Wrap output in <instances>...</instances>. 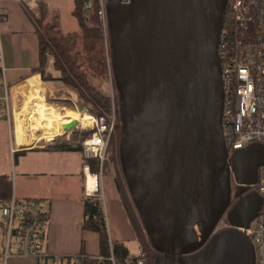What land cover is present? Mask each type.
Instances as JSON below:
<instances>
[{"label":"water","instance_id":"obj_1","mask_svg":"<svg viewBox=\"0 0 264 264\" xmlns=\"http://www.w3.org/2000/svg\"><path fill=\"white\" fill-rule=\"evenodd\" d=\"M224 4L113 0L108 6L111 69L124 129L119 165L158 253L156 264H253L242 230L217 232L198 249L201 242L190 231L200 222L208 235L230 202L232 177L237 200L227 220L246 228L260 205L258 194L244 192L264 164V145L249 143L226 158L221 140L215 46Z\"/></svg>","mask_w":264,"mask_h":264},{"label":"built area","instance_id":"obj_2","mask_svg":"<svg viewBox=\"0 0 264 264\" xmlns=\"http://www.w3.org/2000/svg\"><path fill=\"white\" fill-rule=\"evenodd\" d=\"M31 18L35 29V17L39 15L40 0H16ZM113 0H82L81 17L89 22L94 14L101 30L104 45L110 48L108 6ZM129 0H120L126 3ZM225 11L219 28L215 52L221 81V107L219 124L221 140L226 158L234 149L249 143L264 145V0H225ZM3 12L0 9V20ZM111 57V56H110ZM109 58V57H108ZM111 62V58H109ZM3 77V67L0 65ZM50 94V92H49ZM111 98V97H110ZM112 102V98H111ZM13 104L9 106L7 90L0 95V118L13 119ZM91 133L78 140L84 158V193L86 196L103 197L99 178L104 161L109 153L110 140L114 132L115 114L113 103L110 112L89 114ZM66 140L70 141V130ZM121 141L118 143L120 146ZM119 152V148H118ZM119 157V156H118ZM89 159H94L98 170L91 171ZM232 177V171L230 170ZM92 186L88 188V177ZM230 202L223 213L212 222L207 236L198 238L204 245L217 232L229 229L242 230L248 237L253 250V264H264V164L257 167V179L247 185L246 193L260 196V208L246 228L236 226L227 220L228 208L237 200L235 187ZM46 217L39 202L33 198H21L10 191L8 198H0V264H13L16 258H32L35 264H116L113 255L101 254H51L44 248ZM142 224V223H141ZM190 231L192 232L191 228ZM145 242L152 245L142 225ZM137 241V240H136ZM153 247V246H152ZM154 248V247H153ZM87 255L88 260L83 261ZM131 264H150L143 245L137 241L130 258ZM156 264V263H155Z\"/></svg>","mask_w":264,"mask_h":264},{"label":"crops","instance_id":"obj_3","mask_svg":"<svg viewBox=\"0 0 264 264\" xmlns=\"http://www.w3.org/2000/svg\"><path fill=\"white\" fill-rule=\"evenodd\" d=\"M0 9L3 12L0 20V65L3 67L0 95L6 88L9 104H13L16 97L20 99L24 89L22 86L30 85L33 90L34 87L42 88L34 84L37 81L44 83L39 73H31V69L38 64V35L31 18L19 2L0 0ZM47 88L51 93L52 89ZM56 90L64 94L68 88L57 87ZM13 119L12 123L15 124V116ZM10 121L7 120L6 129L9 150L13 151L12 157H9L11 165L0 169V173L11 179V190L16 196L39 202L46 217L45 250L63 255L79 252L99 254L97 233L82 226V197L86 195L82 169L85 160L78 143L81 134L78 133L74 140L55 142L53 136L51 140L43 136L34 139L30 130L26 139L17 128H13L14 124L11 125ZM84 127L88 130V126ZM61 131V134L64 133V130ZM59 144L70 147L61 149L56 146ZM3 147L6 145L3 144ZM113 186L106 198L102 192L108 235L110 239L123 241L131 248L133 243L137 244L135 234L123 210L119 186ZM13 264H35V261L32 258H16Z\"/></svg>","mask_w":264,"mask_h":264},{"label":"trees","instance_id":"obj_4","mask_svg":"<svg viewBox=\"0 0 264 264\" xmlns=\"http://www.w3.org/2000/svg\"><path fill=\"white\" fill-rule=\"evenodd\" d=\"M81 2L82 0H74L72 9L79 29L63 33L59 28L58 13L52 12L50 18L47 19V5L40 0L39 15L35 17L38 26L36 29L39 47L38 64L31 69V73H39L41 80L52 90H56L57 87L73 89L82 102L81 108L85 107V111L89 114L94 115L102 111L108 113L111 110V98L99 90L92 77L110 75L114 82L109 60L110 48H106L104 45L96 16L91 14L89 22L82 19ZM225 8L226 5L224 4L223 13ZM116 99L118 106H120L118 112L114 110V130L115 135H119L123 139L124 129L120 118L122 102L118 93H116ZM60 101L67 104L70 100L62 98ZM90 133V129L80 132L81 138ZM56 146L61 149L70 147L68 144ZM77 147L75 146V148ZM88 162L91 171L96 172L98 170L96 161L89 159ZM10 191L11 179L6 174L0 173V198H8ZM119 198L136 240L143 245L149 263L155 264L158 253L150 242L144 241L140 218L128 191L122 185L119 188ZM82 202V226L97 233L99 254L102 256L112 254L116 264H131L127 260L132 255L128 245L123 241L109 238L100 197L98 195L83 196ZM87 260L88 257L85 255L83 261Z\"/></svg>","mask_w":264,"mask_h":264},{"label":"rangeland","instance_id":"obj_5","mask_svg":"<svg viewBox=\"0 0 264 264\" xmlns=\"http://www.w3.org/2000/svg\"><path fill=\"white\" fill-rule=\"evenodd\" d=\"M42 1L45 2L48 8L47 19L50 18L52 12L58 13L59 23H60L59 28L61 32L65 33L68 31L79 29L77 19L72 13V9L74 6V0H42ZM92 80L101 92H103L106 95H109L112 98L111 103H113V108L114 110H116V112H118L117 110H119V106H120V105L118 106V103L116 102L117 101L116 93L118 92L115 88L114 82L111 79V76L110 75H105L102 77L94 76L92 77ZM34 84H36L39 87H42V88H37V87L33 88L37 90L39 94L38 97H40L42 101L54 104V106L57 107L59 110L66 109V110H72V111H79L80 113L83 112L89 115L88 112H86L85 110H83V108H81L82 102L80 99H78L73 89L68 88V90L65 91L64 94H61L60 90H55L54 93L52 90V92L48 94L49 91H48L46 84L42 83L41 81L40 82L37 81V83H34ZM22 88H24L23 93H21L20 99L18 97L15 98L13 102L14 105L21 104V101H23L24 97L32 90L30 89L31 88L30 85H27V84L22 86ZM62 98L69 99L70 100L69 103L65 104L62 101H60L62 100ZM29 114L32 115V112L31 111L28 112V115ZM11 117H10V120H11L10 123L12 125L14 124L12 123L14 122V119L12 120ZM0 124H2V127L0 125V169H3L4 167H8V168L10 167L11 159H9V157L10 156L12 157L13 151L10 152L9 146H8L9 145L8 144L9 139L7 135L8 130L6 129L7 119L0 118ZM13 128L16 130L15 124ZM61 130H64V133L57 134V135H54L52 133L46 138L51 140V137L53 136L52 140H54L55 142H64L66 141L65 133L67 130H70L69 139L74 140L75 136L78 135V133L84 130H87V128L82 126L80 122L76 121L69 128L62 127ZM22 134H24L27 139L28 132L22 133ZM33 136L34 137L43 136L42 131L34 132ZM112 136H113L112 141L110 140L109 153H108L107 159L103 163L100 178H99V185L101 186V190L105 198L107 197L109 191L113 190L114 188L113 184L119 186L118 189L120 188V185H122L127 190L122 173H121V169L119 165V157H118V148H119L118 143L122 141V138H120L119 135L118 136L115 135V130ZM11 141H12V137L10 138V142ZM40 141H42V139H40ZM3 144L4 146L6 145L5 148L3 147ZM98 197H100V199L102 200L101 196L98 195ZM191 230H192V234L195 235L196 233L199 239L202 238L203 234L201 231L200 222L193 223L191 225ZM143 239L145 238L143 237ZM136 245H137L136 243H133L131 245V248H129L131 254H133L136 248Z\"/></svg>","mask_w":264,"mask_h":264},{"label":"bare ground","instance_id":"obj_6","mask_svg":"<svg viewBox=\"0 0 264 264\" xmlns=\"http://www.w3.org/2000/svg\"><path fill=\"white\" fill-rule=\"evenodd\" d=\"M37 94V90H31L21 101V104L13 107L12 115L13 118L15 116L16 128L21 134L30 132V130L33 134L34 132L42 131L44 138L52 133L54 135L61 134V128L73 120L80 122L82 126L90 125V117L87 113L59 110L54 104L42 101ZM30 111L32 115H28ZM92 183V179L89 176L87 180L88 188L92 186Z\"/></svg>","mask_w":264,"mask_h":264},{"label":"flooded vegetation","instance_id":"obj_7","mask_svg":"<svg viewBox=\"0 0 264 264\" xmlns=\"http://www.w3.org/2000/svg\"><path fill=\"white\" fill-rule=\"evenodd\" d=\"M233 189H234V186H233V183L231 182V183H230V194L232 193ZM230 197H231V195H230ZM259 208H260V205H259V207L257 208L256 213H257V211H258ZM256 213H255V214H256Z\"/></svg>","mask_w":264,"mask_h":264}]
</instances>
